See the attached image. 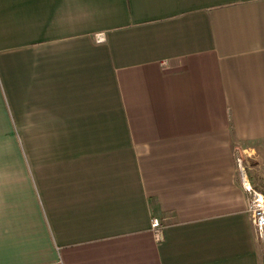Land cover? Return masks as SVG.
Segmentation results:
<instances>
[{
  "label": "crops",
  "instance_id": "obj_1",
  "mask_svg": "<svg viewBox=\"0 0 264 264\" xmlns=\"http://www.w3.org/2000/svg\"><path fill=\"white\" fill-rule=\"evenodd\" d=\"M238 152L264 0H0V264H261Z\"/></svg>",
  "mask_w": 264,
  "mask_h": 264
},
{
  "label": "built area",
  "instance_id": "obj_2",
  "mask_svg": "<svg viewBox=\"0 0 264 264\" xmlns=\"http://www.w3.org/2000/svg\"><path fill=\"white\" fill-rule=\"evenodd\" d=\"M238 152L236 155V165L238 179L242 188L248 195V212L254 229L255 238L262 243L263 254L261 264H264V188H256L252 182V176L249 173L246 161ZM260 174L264 179V165L260 168ZM150 227L156 238H162V222L158 217H152Z\"/></svg>",
  "mask_w": 264,
  "mask_h": 264
},
{
  "label": "rangeland",
  "instance_id": "obj_3",
  "mask_svg": "<svg viewBox=\"0 0 264 264\" xmlns=\"http://www.w3.org/2000/svg\"><path fill=\"white\" fill-rule=\"evenodd\" d=\"M247 153H245L244 155H246ZM241 155L244 157V155L241 153ZM246 159H248V161H246V165L248 166V171L252 176V182L255 185L256 188H264V179H262L261 177V172H260V168L264 165V155L257 154V158H253V157H245ZM244 158V159H245Z\"/></svg>",
  "mask_w": 264,
  "mask_h": 264
}]
</instances>
